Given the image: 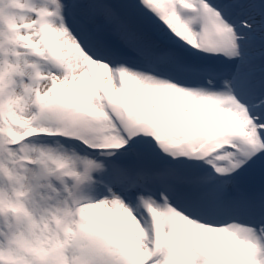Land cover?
<instances>
[{"label": "snow or ice", "instance_id": "6c2138e0", "mask_svg": "<svg viewBox=\"0 0 264 264\" xmlns=\"http://www.w3.org/2000/svg\"><path fill=\"white\" fill-rule=\"evenodd\" d=\"M0 264H264V0H0Z\"/></svg>", "mask_w": 264, "mask_h": 264}]
</instances>
